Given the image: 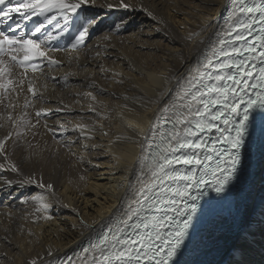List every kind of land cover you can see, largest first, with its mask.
<instances>
[{"label":"snow or ice","instance_id":"obj_1","mask_svg":"<svg viewBox=\"0 0 264 264\" xmlns=\"http://www.w3.org/2000/svg\"><path fill=\"white\" fill-rule=\"evenodd\" d=\"M95 3L0 0V119L5 121L0 128H6L0 136V171L23 177L19 181L0 178V192L11 195L15 188L36 185L55 196L53 184L43 183L42 176H23L10 159L9 148L35 128L27 109L43 99L42 89L47 86L46 82L36 86V74L61 65L49 53L61 51L55 42L75 20L80 23L70 47L78 52L86 46L95 21L81 19L79 13ZM116 6L135 10L127 0H118ZM226 7L225 24L197 49L185 72L173 78L174 86L166 89L167 99L148 129L128 126L134 135L126 139L141 148L133 178L120 206L87 238L77 256L81 264H256L252 255L258 236L264 247V192L253 199L250 186L253 168L258 165L264 171V0H229ZM141 10L157 19L142 5ZM194 38L195 34L187 37ZM199 43L205 45L203 39ZM25 80L31 97L25 96L20 106L17 100ZM85 95L96 101L91 92ZM50 113V109L35 110L36 123ZM70 130L91 140L97 129L76 124ZM49 131L69 129L61 124ZM31 199L35 211L45 214L36 219H51L46 214L49 199L44 195ZM225 212L231 221L227 234L219 226ZM3 239L11 243L7 236ZM68 262L75 264L72 256L57 264Z\"/></svg>","mask_w":264,"mask_h":264},{"label":"bare ground","instance_id":"obj_2","mask_svg":"<svg viewBox=\"0 0 264 264\" xmlns=\"http://www.w3.org/2000/svg\"><path fill=\"white\" fill-rule=\"evenodd\" d=\"M127 2L135 10L116 6L118 0H96L95 5L83 8L80 18L95 21L86 37V46H81L78 52L70 47L80 23L75 20L70 31L55 42L61 51L49 53L61 65L45 67L43 75L36 74L39 76L36 86L41 82L47 86L42 89L43 99L33 101L35 107L27 109L35 128L9 148L10 159L20 167L24 177L42 176L43 183L51 182L55 195L66 206H56L54 196L36 185L15 188L11 195L0 192V264H29L32 259L37 264H57L68 256L73 257L75 264H81L77 256L87 238L94 235L93 230H100L101 224L120 206L133 178L141 148L138 142L126 139L134 135L128 126L148 129L167 99L166 89L174 86L173 78L185 72L197 49L207 45L216 28L223 26L228 17L229 0ZM108 4L113 7L109 9ZM141 5L157 19L148 17ZM34 22L35 19L28 22V27ZM193 34L195 38L188 40ZM201 39L205 45H200ZM23 88L17 100L20 106L25 96L31 97L27 80ZM88 92L96 96V101L85 95ZM41 108L50 109L51 113L36 123L34 112ZM58 108L61 111L57 112ZM18 114L19 108L13 115ZM4 123L0 119V124ZM61 124L69 131H49ZM76 124L95 126L94 139L86 140L71 131ZM19 131L23 133L25 129ZM105 131L107 136L102 134ZM5 134L6 128H0V136ZM117 136L121 137L119 141ZM253 172L250 196L258 200L264 192V171L257 165ZM0 178L19 181L23 177L0 171ZM32 191H47L51 206L46 214L51 219H36L45 214L27 204ZM85 224L92 228H86ZM219 226L225 234L229 232L231 221L227 212ZM5 236L11 243L3 239ZM262 254L264 247L258 236L252 255L256 264H264Z\"/></svg>","mask_w":264,"mask_h":264},{"label":"rangeland","instance_id":"obj_3","mask_svg":"<svg viewBox=\"0 0 264 264\" xmlns=\"http://www.w3.org/2000/svg\"><path fill=\"white\" fill-rule=\"evenodd\" d=\"M36 195H44L45 197H47V191H40V192L32 191L31 194H30L31 198H32L33 196H36ZM31 198H30V199H31ZM54 198H55V203H54V204H55L56 206H66V204L62 201V199H61L60 196L55 195ZM27 204H33V207H34V208L36 207V204L32 201V199H31L30 202H28ZM20 206H21V204H20ZM22 208H24V206H23ZM26 208H29V205H26Z\"/></svg>","mask_w":264,"mask_h":264}]
</instances>
